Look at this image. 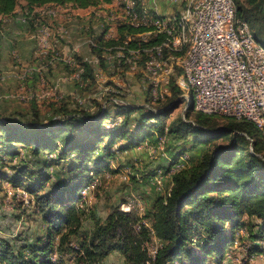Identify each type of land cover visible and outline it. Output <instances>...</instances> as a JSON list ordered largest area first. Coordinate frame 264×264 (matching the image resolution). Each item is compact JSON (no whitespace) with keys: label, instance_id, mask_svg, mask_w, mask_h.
<instances>
[{"label":"trees","instance_id":"trees-1","mask_svg":"<svg viewBox=\"0 0 264 264\" xmlns=\"http://www.w3.org/2000/svg\"><path fill=\"white\" fill-rule=\"evenodd\" d=\"M111 1L0 0V16L10 15L18 5L29 11L46 5L99 9L100 5ZM241 1L235 0L236 17L248 25L254 40L264 46V0H244L245 5ZM145 30L143 27L118 25L117 40L105 41L104 32L100 33L94 39L96 45L92 51L100 55L103 45L114 42L122 45L126 34ZM161 39V35H150L147 42H140L139 47L155 45ZM137 42L131 40L127 46L138 47ZM81 64L85 68L81 81L93 79L90 66ZM174 80L172 76L171 96L165 105L158 108L128 102L118 104L106 99L93 109L70 111L65 107L60 108V113L56 115L61 117L51 116L47 123L43 122L36 109L29 118L0 119V152L12 158L18 157L19 150L14 145H32V154L27 159L19 157L17 163L10 164L12 172L7 166L9 173L0 168V180L21 186L29 175L35 177L26 189L37 195L41 219L47 225L46 241L29 245L31 249L26 257H23L25 250H19L17 254L14 247L0 239L1 261L7 264H53L52 252L56 248L62 252L61 244L69 241V237L80 227V212L75 202L80 189L90 179L91 167L100 172L109 156H112L110 148L118 141V150L127 151L155 132L158 136L168 135L176 139L191 137L190 149H201V153L194 155V158L189 156L188 165L172 176L171 190L155 202L152 228L162 243L161 247L153 256L148 254L143 242L138 239V236H148L144 226L140 227L137 235L124 234L112 244L111 233L117 228L126 232V222L130 220L126 212L115 210L107 216L104 225L94 229L90 241L77 248L83 250L86 259L98 261L111 251L119 250L126 264H205L212 256L221 260L234 240L235 231L243 226L240 222L243 215L256 216L259 220L255 224L256 230L250 227L247 231L253 243L264 238L263 136L252 122L243 119L195 112V118L191 121L192 105L186 108L185 119L179 117L165 125L163 119L171 106L167 103L181 93ZM135 113L139 114L135 116ZM116 117H121L119 123L106 125V121L113 122ZM219 119L223 121L222 127L219 126ZM92 136L95 137L90 140ZM227 136H230L228 144L212 143ZM103 139L107 142L101 148L99 142ZM46 150L57 152V159L68 160V170L63 178L53 176L48 171L52 162L45 158ZM94 153L97 154L95 158ZM28 164H32L37 173L33 170L28 172ZM52 177L56 179L52 187L39 194L37 190ZM56 236H59V240L54 247ZM189 244H193L197 250H186ZM66 249L69 251L66 250L65 254L74 250L70 246ZM260 251L256 244L249 250L250 253ZM41 255L44 257L41 258Z\"/></svg>","mask_w":264,"mask_h":264},{"label":"rangeland","instance_id":"rangeland-1","mask_svg":"<svg viewBox=\"0 0 264 264\" xmlns=\"http://www.w3.org/2000/svg\"><path fill=\"white\" fill-rule=\"evenodd\" d=\"M245 5V1H241ZM22 3V1H21ZM162 10L159 15L162 17H171L178 15L180 10L179 5L172 3L163 2ZM18 7H20L18 5ZM63 7V8H62ZM70 5H64L59 8L58 17L55 20H46L51 31L52 44L55 40L60 43L67 42L68 44L77 45L78 52L74 53L73 56H77V60L83 58V56L89 52L90 43L88 40L95 39L100 33L105 32V18L97 15L94 9L75 10L74 13L70 9ZM67 8V9H66ZM69 8V9H68ZM159 8V7H158ZM93 10V11H92ZM96 9V12L103 14L105 11ZM22 25V21H21ZM60 27H65L67 33L60 36L57 30ZM35 25L32 28L23 29L22 26L17 25L15 28L9 29L7 26L0 27V41L9 42L13 49L8 48V57L11 61L19 60V46L18 44L22 39H30V34L33 32ZM107 31V30H106ZM8 44V45H9ZM9 45V46H10ZM14 51L15 56L13 57L12 52ZM59 51V50H58ZM74 52V51H73ZM62 55V52H60ZM79 56V57H78ZM13 58V59H12ZM15 62V61H14ZM63 62L67 66H63ZM59 70H63L62 74L53 80L47 79L43 72L45 71V63L42 64L41 77L38 81H35L34 85L28 89L27 87L19 84L18 88H15L13 84H3L6 80H0V119H15V118H29L32 116L34 109H36L40 115V118L44 123L48 122L49 117L56 116L60 118L58 109L65 107L64 109L74 111L80 109H93L98 104H102L106 99L127 100L126 102L134 105H152L153 108H158L166 104L171 93L164 95L158 100H153L147 91V83L142 81V76L139 72L131 75L118 74L114 77L112 69H107L110 72L108 74L109 79L105 80V83L97 80L88 79L86 82L80 80L71 79L70 76L74 72V68L69 66L66 61L58 60ZM91 68V67H90ZM92 69V68H91ZM44 70V71H43ZM179 72L176 70V75ZM112 77V79H110ZM68 84L70 88L64 85ZM56 86L55 97L50 99H27L22 95L27 93H40V91L46 87ZM109 86L111 90L109 92L102 91L103 88ZM24 91H22L23 89ZM158 101V102H157ZM187 99L180 93L171 103L168 108L166 117L163 119L165 125H168L171 121L177 118L185 119L184 113L187 108ZM139 113H135L137 116ZM195 111L193 110L190 115L191 121L195 118ZM219 119V126L222 127L223 121ZM110 121H106V125L110 126ZM90 140H93L95 136H92ZM159 138L158 133H152V136L146 138L148 145H155V138ZM230 136L219 138L214 140L213 144H228ZM164 149L161 151H150L142 150L136 151L134 148H130L127 151L118 150L119 141L110 148L112 156L106 161V166L101 167L100 172H96L91 167L89 171L90 179L94 175L99 176L100 183L97 185L84 199H82L79 191L78 199L75 202V207L80 212V227L75 234L69 237V241L61 244V251L68 252L66 249L69 246L74 248L71 253L62 254L56 248L51 254L53 264H126L125 257L119 250L111 251L107 256L103 257L98 261H90L86 259L83 250L77 249L82 247V243L90 241L91 233L98 226H102L106 223L107 216L115 210L121 212L122 204H130L132 209L130 212H126L129 219L126 222V232L122 228H117L116 231L111 233L112 244L118 241L120 236L124 234L137 235L140 231V225L142 220L148 222L152 226L154 205L158 197H164L172 187V179L166 175L164 167L167 162L176 157L181 151L180 155H188L194 158V155L201 153V149L193 148L190 149L191 137L187 139H176L166 135L164 138ZM106 139L101 140L100 147L105 145ZM19 150L18 157H11L8 154L0 152V168L10 172V164L18 162L19 157H29L32 154V145H14ZM103 148V147H101ZM251 151V149H249ZM4 152V151H3ZM44 156L46 159L52 162L48 168L49 172L53 173V176H59L63 178L67 172L68 160L57 159V152L49 150L45 151ZM190 154V155H189ZM94 158L97 156L96 153L92 154ZM179 155V156H180ZM178 156V157H179ZM177 157V158H178ZM57 159V160H56ZM32 160V158H31ZM174 161V160H173ZM31 162V161H30ZM9 168H7V167ZM158 169L163 171V183L161 189H157L156 185L151 180V176L155 175ZM164 169V170H163ZM33 170L32 164H28V172ZM12 172V170H11ZM32 174V173H31ZM125 175V177L123 176ZM27 177V175H26ZM28 179H24L21 186H13L14 188L19 187V191H13L9 194L6 190V181L0 180V239L2 242H6L8 245L14 247L15 252L19 250L23 251V257L29 256L31 244L36 245L45 242V234L47 225L41 219V213L39 212L38 203L36 196L30 193L26 186L34 180L35 177L29 175ZM33 178V179H32ZM89 179V180H90ZM56 179L52 177L46 183H43V187L38 189V193L44 194L49 188L52 187ZM81 190V189H80ZM240 222L243 226L235 231L234 240L229 245L223 258L218 260L215 256L208 259L205 264H264V238L255 241L252 240L248 235L250 227L256 230L255 224L259 222L256 216L247 217L246 215L241 216ZM144 237L138 236L143 242L145 248H157L160 246L161 241L153 236ZM59 236L54 239V247L57 246ZM142 237V238H141ZM41 240V241H40ZM234 241L235 244H234ZM60 243V241H59ZM253 244H256L260 253H250L249 250ZM186 250L193 251L197 250L193 244L186 246ZM57 251V252H56ZM18 254V253H17ZM62 254V255H61ZM55 255V257H54ZM43 258L44 255H41ZM79 256H82L80 258ZM57 257V258H56ZM186 258V253L184 254ZM7 264L0 260V264Z\"/></svg>","mask_w":264,"mask_h":264},{"label":"built area","instance_id":"built-area-1","mask_svg":"<svg viewBox=\"0 0 264 264\" xmlns=\"http://www.w3.org/2000/svg\"><path fill=\"white\" fill-rule=\"evenodd\" d=\"M164 1L179 5L178 15L169 18L160 16L158 7ZM107 4L103 14H97L105 18V41L117 40L118 25L143 27L147 30L126 34L122 45H116L115 42L103 45L100 55L92 51L96 41L88 40L89 52L83 58L77 60L73 55L67 58L69 66L74 68L71 79L81 81L85 70L81 63H87L92 68L94 79L103 83L109 79L110 72L106 71L109 68L114 72V77L120 73L131 75L137 71L141 74L142 81L147 83V91L152 99L159 100L171 93L170 83L173 76L174 85L185 98H191L195 112L250 121L264 138V46L254 40L248 25L236 17L235 0H112ZM59 8L57 5L45 7L39 13L42 18L37 20L30 34L39 50H52L56 58L60 57L56 49L58 40L52 44L51 31L46 20H55ZM29 15L31 16V12L26 13L24 20ZM57 33L63 36L67 29L60 27ZM150 35H161L162 39L155 45L139 47L140 42H147ZM131 40L138 41V47L127 46ZM78 49L76 45L74 50L78 52ZM11 52L14 57V51ZM176 70L180 71L178 75ZM18 77L21 79L23 76L19 74ZM5 79L6 75L0 74V80ZM102 91L114 90L106 86ZM55 94L56 86H53L42 89L40 93H27L22 97L50 99ZM110 100L118 104L125 102ZM120 121L121 117H116L110 122V126ZM164 138L166 135L157 137L155 145L151 146L144 140L134 149L161 151L166 143ZM188 162L187 154L180 155L174 161L170 160L164 168L166 175L172 179ZM155 173L151 180L160 190L163 171L158 169ZM99 183V176H92L80 190L82 199ZM6 184L9 194L12 190L19 191V187L14 188L7 181ZM121 209L130 212L132 206L122 204ZM141 226L145 227L147 234L157 238L148 222L142 220ZM161 245L162 243L159 247ZM159 247L152 250L147 247L146 250L153 256Z\"/></svg>","mask_w":264,"mask_h":264},{"label":"crops","instance_id":"crops-1","mask_svg":"<svg viewBox=\"0 0 264 264\" xmlns=\"http://www.w3.org/2000/svg\"><path fill=\"white\" fill-rule=\"evenodd\" d=\"M22 4H24V1H22ZM163 4L164 3H160L158 8V11L161 13L163 12L162 10ZM47 6H52V5L35 7L30 11L27 10L26 8L16 7L10 15L0 16V27L7 26L9 29H11L19 25L22 26V28L25 30L26 28L33 29L37 20L42 18L39 15V13ZM100 6L103 8V10H99V11L103 12L104 9L108 7V4H102ZM59 7L61 8V6ZM70 9L72 10L73 13L75 10H85V9H73L72 7H70ZM27 12H31V16L29 15L28 19L24 20V16L26 15ZM95 13L98 14L99 12H95ZM21 18H22V25H21ZM47 20H52V19L50 18ZM8 44L9 42L2 40L0 41V74L6 75V80L3 82V84L6 85L13 84L15 88H18L19 84H22V86H24L25 83H26L25 87H27L28 89L31 87V85H34L35 81H38V79L41 77V72L38 71V68H43L42 64L44 63H45V67H44L45 71L43 70L44 71L43 75L47 79L50 80L55 79L56 77L60 76L63 72V70H59V67L57 66L59 64L58 60L60 59L66 61V59L70 55L77 53L74 50L75 45L71 46V44H68L67 42L64 43L57 42L56 49L62 52V55H60L59 58H56L54 56V51L52 50H47L46 52L42 50L40 51L33 40L22 39V43L20 42L18 44L19 52H21V54L18 56L19 60L17 61L14 60L15 61L14 62L11 61L10 58L8 57L9 56L8 48L10 47V49H12V45L9 44L10 45L9 46ZM63 66H67L66 63L63 62ZM19 74H22L23 79L22 78L20 79L18 77ZM64 86L65 87L68 86V88H70L68 84ZM22 91H24V89ZM122 101L126 102L127 100H122Z\"/></svg>","mask_w":264,"mask_h":264},{"label":"water","instance_id":"water-1","mask_svg":"<svg viewBox=\"0 0 264 264\" xmlns=\"http://www.w3.org/2000/svg\"><path fill=\"white\" fill-rule=\"evenodd\" d=\"M187 99V107L189 106V105H191V103H192V100H191V98L190 97H188V98H186Z\"/></svg>","mask_w":264,"mask_h":264},{"label":"bare ground","instance_id":"bare-ground-1","mask_svg":"<svg viewBox=\"0 0 264 264\" xmlns=\"http://www.w3.org/2000/svg\"><path fill=\"white\" fill-rule=\"evenodd\" d=\"M41 51V50H40ZM57 258V257H56Z\"/></svg>","mask_w":264,"mask_h":264}]
</instances>
